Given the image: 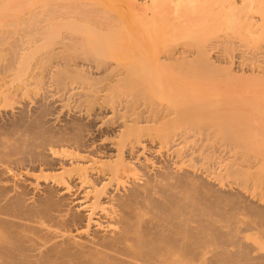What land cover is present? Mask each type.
<instances>
[{
	"label": "rangeland",
	"instance_id": "374dc122",
	"mask_svg": "<svg viewBox=\"0 0 264 264\" xmlns=\"http://www.w3.org/2000/svg\"><path fill=\"white\" fill-rule=\"evenodd\" d=\"M152 1L0 0L1 136L44 103L57 119L34 148L63 158L72 148L176 139L177 152L193 150L184 167L229 162L237 175L215 178H234L264 205V0H184L178 10L174 0ZM74 122L91 142L57 139ZM26 161L17 168L32 169ZM247 240L264 253V237ZM206 250L208 264L213 246Z\"/></svg>",
	"mask_w": 264,
	"mask_h": 264
},
{
	"label": "bare ground",
	"instance_id": "6f19581e",
	"mask_svg": "<svg viewBox=\"0 0 264 264\" xmlns=\"http://www.w3.org/2000/svg\"><path fill=\"white\" fill-rule=\"evenodd\" d=\"M183 1L174 0L177 10ZM48 106L40 105L35 119L20 114L7 129L11 138L0 134V264H202L209 246L208 264H264V253L247 240L264 237V205L234 185L231 163L184 167L193 150L177 152L176 139L159 148L90 145L58 158L55 148H34L52 137L44 126L57 118ZM69 129L57 139L92 141L82 124ZM26 160L32 169L19 170Z\"/></svg>",
	"mask_w": 264,
	"mask_h": 264
}]
</instances>
